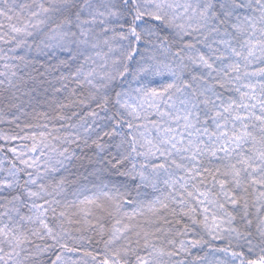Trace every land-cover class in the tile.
<instances>
[{
	"label": "snow or ice",
	"instance_id": "obj_1",
	"mask_svg": "<svg viewBox=\"0 0 264 264\" xmlns=\"http://www.w3.org/2000/svg\"><path fill=\"white\" fill-rule=\"evenodd\" d=\"M0 264H264V0H0Z\"/></svg>",
	"mask_w": 264,
	"mask_h": 264
}]
</instances>
